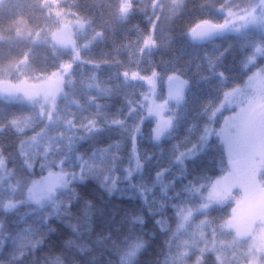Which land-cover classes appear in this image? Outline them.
<instances>
[{
	"label": "trees",
	"instance_id": "16d2710c",
	"mask_svg": "<svg viewBox=\"0 0 264 264\" xmlns=\"http://www.w3.org/2000/svg\"><path fill=\"white\" fill-rule=\"evenodd\" d=\"M44 1L5 0L0 5V81L18 82L19 63L29 54L26 74L30 78L50 75L62 63L72 61L71 51L33 43L34 35L50 21ZM156 1L133 0L123 17L122 0H66V8L87 22L91 32L102 36L87 50L90 67L94 65L96 70H83L85 64H76L80 73H75L74 86L67 88V99L79 106L61 102L48 124L37 105L0 99V264H169L175 239L194 216L193 211L180 206L181 202L186 199L202 207L211 200L214 186L226 189L221 179L233 161L230 148L217 133L225 112L211 120L227 93L264 69L263 57L249 65L255 47L264 46V35L252 29L240 36L194 43L189 32L201 22L218 21L221 9H229L234 2L160 0L155 5ZM154 22L152 72L165 78H187L189 94L187 118L175 133H164L160 142L136 137V148L146 155L144 173L151 170L152 176L161 173L162 179L172 175L176 180L169 186L162 180L163 200L157 208L152 207L150 193L138 188L137 169L128 182L119 177L126 173L132 158V128L140 123L141 114L136 109L145 85L123 75L112 85L100 74L104 71L103 79H112V72L120 68L116 62L126 58L123 49L130 37L139 32L146 38ZM88 38L82 36L78 43ZM89 72H98L99 93L88 86L85 77ZM172 86L169 83L167 90ZM94 95L101 99L90 101ZM66 105L76 111L64 110ZM77 115L79 123L95 125L90 132L77 130L81 138L67 129L65 122L57 131L51 127L53 122L58 125L65 117ZM214 124L217 129L204 147L178 165V155L197 146L206 128ZM140 154L133 156L137 162L142 159ZM71 159L74 163L66 167ZM79 161L85 167L82 178L71 182L68 189L48 192L44 202L26 203L37 182L57 172L61 165L66 170ZM114 177L119 180L115 182ZM126 185L134 186L135 195L124 193ZM181 187L189 191L179 190ZM9 200L17 205L9 207ZM262 203L264 190L250 214L264 215ZM230 208L224 205L219 209ZM220 231L217 248L235 249L234 245H223ZM214 256L206 254L201 264H221Z\"/></svg>",
	"mask_w": 264,
	"mask_h": 264
},
{
	"label": "rangeland",
	"instance_id": "374dc122",
	"mask_svg": "<svg viewBox=\"0 0 264 264\" xmlns=\"http://www.w3.org/2000/svg\"><path fill=\"white\" fill-rule=\"evenodd\" d=\"M4 1L0 0V5ZM132 1L122 0L121 13L123 17L128 14ZM159 1L157 0L155 5ZM232 1L234 5L229 9H221V19L213 22H201L195 26L188 34L191 41L205 43L215 38L240 36L252 29L259 30L264 35V0ZM65 3L66 0L44 1L50 21L44 29L34 35L33 43L48 44L57 49L71 51L72 61L62 63L60 68L50 75L30 78L26 74L31 58V54H29L19 63L20 79L18 82L0 81V99L37 105L48 124L53 121L52 117L61 102H72V106L75 104V101L67 99L66 95L67 88L73 87L76 83L75 73H80L79 69H75V65L81 63L85 64L81 68L83 70L86 68L96 70L94 65L91 66L92 68L90 67L87 50L102 37L99 32H91L89 24L70 12ZM155 28L156 22L152 25L151 34L146 38L139 32H135L134 36L130 37L131 41L123 49L126 58L116 62L120 68L117 73L112 72V79H103L104 71L100 74L103 75L101 78L105 83L111 82L112 85L121 79L122 75L131 81H142L145 85L141 102L137 104L138 109H136V113L141 114L140 123L132 128L134 138L132 158L126 166V173L119 177L123 182H128L132 171L137 169L139 172L138 188L150 193L149 200L152 202V207L157 208L163 200L161 197L162 185H160L162 180H167L166 186L176 180H172V175L162 179L161 173L152 176L151 170L147 174L144 173L146 155L136 148V137L143 136L147 140L160 142L164 138V133L167 136H171L173 131L175 133L178 124L187 118L185 111L189 104V94L186 90L187 78L181 75L165 78L155 71L152 72L150 51L155 47ZM82 36H89V38L79 44L78 39ZM259 57L264 58V46L262 45L255 47L254 53L249 59V65L257 63ZM97 73L89 72L85 77L89 79L88 86L93 93H99V90L102 89V86L96 85ZM169 80L170 82H168ZM104 81L102 82L104 83ZM103 83L98 84L102 85ZM169 83L174 87L167 90ZM178 93L182 94L181 98L176 97ZM100 99L101 97L97 98L95 95L89 98L92 102ZM43 103L48 106V110L45 109ZM78 106L75 104V108ZM64 110L76 111L67 105ZM221 112L225 113H222V127L217 133L221 134L222 141L230 148L229 155L233 161L228 168L229 172L225 178L221 179L226 182V189L214 186L213 194L210 197L211 202L209 201L202 207L190 203L186 199L181 202L180 206L193 211L194 216L190 218L186 230L175 239L169 264H201L203 257L211 253L221 264H264V215H258L257 212L253 215L250 214L252 206L258 204L262 190H264V69L251 75L243 86L227 93L211 122H214L216 115ZM63 116L62 113L60 118L63 119ZM79 116L74 118L67 116L66 120H62L58 125H56L57 121L53 122L51 127L57 131L65 122L66 128L72 129L76 137L81 138L80 135H77V130L90 132L95 128V125L79 123ZM215 129H217L216 124L208 126L197 146L178 155L177 164H184L187 158H193L211 139ZM139 154L142 159L137 162L135 158L139 157ZM73 163L74 159H71L65 166ZM84 170L82 161H79L77 166L66 170H63L61 165L57 172L51 173L47 178L37 182L26 203L38 204L44 202L48 192L68 189L71 182L83 177ZM119 177H114V180L117 178L115 182L119 180ZM179 190L189 191L184 187ZM124 193L135 195L134 186L126 185ZM9 201V207L16 204L12 200ZM224 205H231V208L226 211L219 209ZM260 207L264 209V203ZM240 213L249 217L250 221L246 219L247 217L240 216ZM219 229L222 230L220 233H223V245H234L237 250H230L226 247L217 248Z\"/></svg>",
	"mask_w": 264,
	"mask_h": 264
}]
</instances>
